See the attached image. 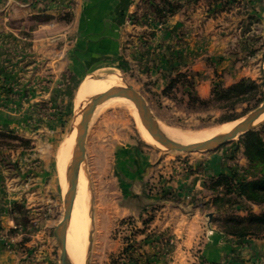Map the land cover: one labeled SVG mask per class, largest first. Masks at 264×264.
<instances>
[{
    "label": "rangeland",
    "instance_id": "374dc122",
    "mask_svg": "<svg viewBox=\"0 0 264 264\" xmlns=\"http://www.w3.org/2000/svg\"><path fill=\"white\" fill-rule=\"evenodd\" d=\"M163 1L139 2L126 16L119 67L109 66L86 74L70 69L63 71L64 76L58 72L65 49L58 39L69 30L68 35H73L76 0H21L26 11L15 12V7L6 27L0 28V33L21 35V45L8 47L5 67L16 77L15 83L22 86V99L31 105L20 109L23 117L17 127L0 129L4 136L0 137V166L5 172V184L17 198L8 205L14 227L4 237L16 246L17 264H60L56 227L63 217L66 190L59 181L57 166L62 153L70 154L72 165L76 159V127L70 132L79 105L87 95H80L86 79H101L103 83L115 79L116 85L132 86L144 96L160 125L182 133L186 141L201 140L218 127L240 123L262 104L256 107L255 102L245 103L235 111L211 107L194 110L187 95L207 99L215 85L229 87L242 79H251L264 87V0H168L172 8ZM151 2L163 7L166 13L160 16ZM7 3V8L12 9L13 3ZM32 6L39 8L30 11ZM178 11L183 12L185 25L194 18L195 26L192 23L181 29L173 43L153 45L152 41L159 36L175 34L167 26V19ZM205 17H209V50L201 49V45L198 51H190L184 38L190 30H197L193 28H199ZM36 35L51 38L53 54H45L41 44L34 52L32 39ZM205 41L200 39L199 44ZM174 80L179 83L170 95L166 94ZM108 104L96 108L86 142L89 201L88 206L87 200L85 203V264L135 261L141 247L138 238L148 234L147 230L163 212L162 201L177 202L170 184L182 169H192L204 159L223 155L230 161V175H235L237 183L248 177L245 134L212 151H169L145 139L134 109ZM229 115L241 117L224 122ZM260 123L256 130L264 125V120ZM81 177L86 196L83 173ZM217 177L205 181L208 188L204 183L209 193V213L213 214L211 226L219 229L232 217L263 211V207L239 198L234 192L209 189L210 180ZM142 183V199L136 200L127 187L138 188ZM216 199L218 205L214 206ZM122 205H135L139 213L121 219L118 210ZM207 215L203 218L209 224ZM116 245L123 251L113 252Z\"/></svg>",
    "mask_w": 264,
    "mask_h": 264
},
{
    "label": "crops",
    "instance_id": "0c3cea01",
    "mask_svg": "<svg viewBox=\"0 0 264 264\" xmlns=\"http://www.w3.org/2000/svg\"><path fill=\"white\" fill-rule=\"evenodd\" d=\"M142 1L145 0H76L73 35L72 37L68 35L71 33L69 30L58 39L61 47L65 46L58 65L59 74L64 76L63 71L66 69L81 70L86 74L109 66L119 67L123 58L121 37L125 18L134 11V6ZM7 2L8 0H0V28L6 27V20L12 16L11 12L15 7V12L26 11L21 0H10L14 7L12 9L10 6L7 8L9 5ZM38 8L32 6L30 11ZM208 10L209 8L206 10L207 16H209ZM193 20L195 19H190L191 22L186 21L185 25L182 11L169 16L167 26L175 34L167 33L163 37L159 36L152 41L153 45L159 42L173 43L181 29L192 23L195 26ZM203 22L198 24L199 28H193L197 30H190L184 38L190 51H198L200 49L198 46L201 45V49L209 50V17H205ZM200 39L206 41L199 44ZM32 42L34 52H37L41 44L44 46L45 54H53L54 46L51 38L36 35ZM22 43L21 35L0 33V129L2 130H6L9 126L17 127L23 117L20 109L23 106L31 107L22 99V86L15 83L16 77L11 76L5 67L4 57L7 55L8 47L11 44ZM177 49H180V46ZM180 51L182 52V49ZM229 162L223 155H214L199 164H194L192 169L185 171L182 169V173L174 175L172 183L168 184L172 186L177 202L173 199L162 201L165 203L163 212L147 230L148 234L139 236L141 247L139 252L136 251V260L130 264H264V238L238 240L227 236L213 225L212 229H209L207 220L203 218L210 214L209 193L204 183L209 177L230 175ZM3 174L5 172L0 166V264H17L16 246L4 237V234H9L14 227L8 205L14 204L17 198L5 184ZM139 186L127 187L134 192L132 196L136 200L142 199L141 194L144 191V184ZM118 212L121 219L139 213L135 205H122ZM115 247L113 252L123 251L118 245Z\"/></svg>",
    "mask_w": 264,
    "mask_h": 264
},
{
    "label": "trees",
    "instance_id": "16d2710c",
    "mask_svg": "<svg viewBox=\"0 0 264 264\" xmlns=\"http://www.w3.org/2000/svg\"><path fill=\"white\" fill-rule=\"evenodd\" d=\"M170 5L168 0L163 1ZM161 16L166 11L160 5L151 2ZM172 8V7H171ZM50 19V17H45ZM179 83L174 80L166 94H171L175 86ZM188 104L194 110L216 108L225 111H235L242 104L256 103V107L264 100V87L251 79H242L229 87L215 85L212 89L211 96L207 99L188 94ZM238 115H229L224 122L237 120ZM264 125L244 135V154L248 160L246 173L248 177L236 182L235 175L221 174L216 179H211L209 189L216 190L224 188L226 194L234 192L237 196L245 201L259 207H263L261 213L249 212L246 217H232L223 222L220 231L229 237L243 240L245 238L262 239L264 238V137L262 129ZM0 137H4L0 135ZM208 188V183H205ZM218 198V197H217ZM218 199L215 200L214 206H217Z\"/></svg>",
    "mask_w": 264,
    "mask_h": 264
},
{
    "label": "water",
    "instance_id": "95a60500",
    "mask_svg": "<svg viewBox=\"0 0 264 264\" xmlns=\"http://www.w3.org/2000/svg\"><path fill=\"white\" fill-rule=\"evenodd\" d=\"M126 99L132 102L137 110L143 127L148 133L155 138L166 150L177 151L184 153L193 152H207L220 148L224 144L235 140L236 138L253 131L261 125L256 123L262 116H264V101L262 104L248 113L242 121L231 129L228 133L216 135L205 141L196 144H183L170 139L161 129L160 122L156 119L144 96L135 90L130 85H115L110 89L95 95L86 101H83L76 113V119L72 126L71 132L74 131L75 123L77 121V135L75 137L74 151L77 157L73 163V174L69 179L67 192L64 198V212L63 217L56 227V237L59 249L61 251L60 264H70V259L67 249V234L69 223L72 217L75 198L77 195V187L81 169L85 168L86 162V142L88 136L89 125L96 108L112 99ZM81 113V115H80ZM80 115V116H78ZM209 219V229H212L211 223L213 214L207 215ZM221 234V233H220Z\"/></svg>",
    "mask_w": 264,
    "mask_h": 264
},
{
    "label": "bare ground",
    "instance_id": "6f19581e",
    "mask_svg": "<svg viewBox=\"0 0 264 264\" xmlns=\"http://www.w3.org/2000/svg\"><path fill=\"white\" fill-rule=\"evenodd\" d=\"M115 85H116L115 79L109 81L108 83H103V80L93 79L91 77L89 79H86L85 82L83 83L81 89H80L81 90L80 95L81 94L82 95L87 94L83 98L82 102L86 101L87 99H89L95 95H98V94L110 89L111 87H113ZM96 87H97V89H96ZM106 103L107 104L108 103H114V104L117 103V104L124 105V106L128 107L129 109H134V112L137 114V116L140 120V117L137 113L136 107L132 102H130L126 99L119 98V99L109 100L108 102H105V104ZM80 115H81V113H80ZM80 115H78V116H80ZM263 120H264V116H262L256 123L263 121ZM139 124L141 125V126L140 125L139 126L142 129V134L145 137V139L153 145H156V146L160 145L162 147V145L155 138H153L148 133V131L143 127L142 123L140 122ZM238 124H239V122H236V123H232V124H228V125H223L222 127H218L219 129L215 130L214 132L211 131L212 133L210 132L211 134L209 133L210 135L208 137L201 139V140H197V141H186L187 137L183 136L182 133H180L178 131H174V130L167 128L163 125H160V127L163 130V132L170 139H172L174 141H177V142H180L183 144H196V143H199L201 141H205L207 139H210L216 135H219L222 133H228L231 129H233ZM76 126H77V121H76L75 127ZM75 133L77 135L76 129H75ZM64 152H65V149H64ZM76 157H77V153H76ZM58 159H59V157H58ZM81 173H83L86 184H87L86 196L84 193V184L82 181ZM57 174L59 176L58 178L60 179L59 180L60 183L64 187V190H66V192H67L68 182H69L70 177L73 174L72 160H71L70 154L68 152H66L65 154L62 153V155L60 156V159L58 161V166H57ZM86 200H87V206H88L89 179H88L87 171L84 168H82L81 172H80V176H79L77 195L75 198L72 217H71V220L69 223L68 235H67V249H68L70 264H85V260H86L85 259V257H86L85 256V245H86V242L84 239H85V236L87 235V232H88V229H87L86 224H85L86 223V218H85Z\"/></svg>",
    "mask_w": 264,
    "mask_h": 264
}]
</instances>
